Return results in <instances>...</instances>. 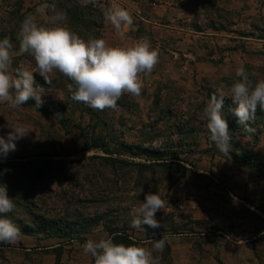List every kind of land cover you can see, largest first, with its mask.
<instances>
[{
  "label": "rangeland",
  "instance_id": "374dc122",
  "mask_svg": "<svg viewBox=\"0 0 264 264\" xmlns=\"http://www.w3.org/2000/svg\"><path fill=\"white\" fill-rule=\"evenodd\" d=\"M186 1L198 4L197 21L190 28L204 33L198 40L203 51L194 40L189 41L188 51L193 56L186 58L179 50L180 36L166 37L160 30H152V48L158 44L164 47L163 53L159 50L158 63L164 72L149 75L139 98L125 93L116 109L100 111L74 101L68 87H75L73 81L58 70L49 74L51 84H47L34 57L20 51L17 36L29 15H36L40 25L54 27L48 22L52 12L41 6L55 3L57 11L67 14L63 23L72 31L85 40H105L111 24L103 13L115 6L114 2L99 0L104 5L101 8L91 0H0V39L8 37L13 44V66L32 71L36 83L45 88L40 107L44 110L31 106V99L16 109L0 103V136L6 138L10 127L17 124L30 126L32 132L15 141V150L7 155L26 157L31 163L47 160L51 165L38 181L34 196L45 199L52 215L78 211L87 218L101 217L91 232L118 230L121 237L114 243L125 246L151 249L148 241L166 236L163 251H153L158 264H220L217 256L213 257L214 248L222 246L225 254L229 249L227 243L209 241L214 228L227 232L239 214L252 211L262 219L258 212L264 213L260 205H264V176L246 163L248 156L264 162V122L256 124L257 112L250 120L258 142L243 125L230 132L232 151L224 155L210 140L203 109L220 85L228 92V86L239 79L235 76L239 67L256 73L251 77L253 83L264 79V0ZM169 49L182 56L174 58ZM225 99L231 98L226 95ZM230 111L223 108L225 118L230 117ZM125 147L176 152L179 161L131 153ZM8 175L4 181L12 191L7 190V195L16 205L12 184L20 173L17 169ZM149 193L166 201L155 216L161 228L130 227L134 209ZM251 197L260 203L257 206L254 201L255 211L246 204L252 202ZM79 199L85 203L76 204ZM10 215L30 222L17 205L0 218ZM4 245L0 243V264H55L61 254L59 250L53 254L23 253ZM80 256L84 259V253ZM91 261L94 264L93 257Z\"/></svg>",
  "mask_w": 264,
  "mask_h": 264
},
{
  "label": "clouds",
  "instance_id": "9594fccd",
  "mask_svg": "<svg viewBox=\"0 0 264 264\" xmlns=\"http://www.w3.org/2000/svg\"><path fill=\"white\" fill-rule=\"evenodd\" d=\"M91 3L104 8L99 0H91ZM41 7L52 12L48 22L55 26L40 25L36 15H29L23 20L17 39L20 41V51L34 57L39 74L47 84H51L49 74L58 70L73 81L75 87L72 84L68 87L74 101L100 111L116 109L118 100L125 93L136 98L141 96L144 87L142 74H150L159 62V51L152 48L148 37L129 47L109 46L103 38L89 37L85 40L63 23L67 20V14L57 11L55 3H45ZM103 14L121 38L125 36V29L134 23L130 12L120 6L109 7ZM13 55L10 38L0 39V103L7 102L9 107L16 109L34 99L36 107H41L45 88L36 83L32 71L19 67L14 74L10 72ZM255 75L239 67L235 72L239 79L228 86V92L224 91L225 85H220L203 109L208 120L210 140L224 155L232 151L229 126L223 114L225 96L229 95L237 105L232 111L239 123L245 126V131H254L248 122L254 119L258 109L264 112V79L253 83L251 77ZM10 128L6 138L0 136V156L14 151V142L32 132L27 124ZM231 198L236 202V197ZM165 205L166 201L160 195L147 194L145 202L134 209L130 227L137 230L144 225L151 229L161 228L155 216ZM15 208L13 199L7 195V186L0 184V214L11 213ZM20 237L21 229L11 219L0 218V243L12 244ZM166 240L167 237L162 236L148 241L151 249L117 244L111 238L88 240L82 247L85 255L90 254L94 258V264H158L153 251L162 252Z\"/></svg>",
  "mask_w": 264,
  "mask_h": 264
},
{
  "label": "crops",
  "instance_id": "0c3cea01",
  "mask_svg": "<svg viewBox=\"0 0 264 264\" xmlns=\"http://www.w3.org/2000/svg\"><path fill=\"white\" fill-rule=\"evenodd\" d=\"M112 2L115 6H120L129 11L134 23L125 29L124 38L119 37L111 25L105 38L109 46L129 47L143 37H148L150 40L152 30H155V32L160 30L167 34L166 37L169 35L180 36L182 45L179 50L184 52L183 56L186 58L193 56L188 51L190 49L189 41L193 42L194 40L198 50L203 51L198 40L204 33L200 29L190 28L197 21V3L186 0H112ZM262 10L264 11V6ZM156 49L163 53L164 47L162 48V44H158ZM167 51H170V49ZM170 52L173 53L174 58L179 55L182 56L179 52ZM165 56L170 57L169 54H165ZM14 58L15 56L12 57L10 65V72L13 74L17 69L13 66ZM154 72L159 74L164 71L157 64L150 74H142L143 85L147 84L145 80ZM254 201L257 206L260 204L254 198H252V202L246 201V204L255 211ZM260 205L264 209V205ZM226 230L227 232L224 228H214L213 232L215 233L210 235L209 239L212 242L221 244L224 242L228 245L229 251L226 254L223 252L222 246L213 250V257L217 256L216 258L220 260V264H264V224L261 218H258L252 211H245L239 214L235 224ZM85 238L99 241L100 239H109L111 235L106 230H99L90 232ZM84 244V242L47 237L42 234L29 236L21 233L20 239L10 244V248L21 250L23 253L48 251L53 254L54 251L59 250L61 254L57 256L55 264H91L92 256L90 254H84V259L80 256L81 253H84L82 247ZM226 258L230 261H226Z\"/></svg>",
  "mask_w": 264,
  "mask_h": 264
},
{
  "label": "trees",
  "instance_id": "16d2710c",
  "mask_svg": "<svg viewBox=\"0 0 264 264\" xmlns=\"http://www.w3.org/2000/svg\"><path fill=\"white\" fill-rule=\"evenodd\" d=\"M29 104L31 106H36L34 99H31ZM236 107L237 105L234 104L231 99H225L224 109L227 111L231 110L230 117L225 118L229 126V132L239 129V126L242 125L239 123L238 117H236L232 111ZM38 109L44 110L40 107ZM256 115V124H261V122H264V112H261L258 109ZM248 125L255 131L254 124L250 123L249 121ZM254 131H248V133L253 136L255 142H258L259 137L255 135ZM233 141L234 138H231V143H233ZM239 148L243 149L241 146H239ZM125 149L131 153L147 155L156 159L162 156H169L172 157V160L179 161V154L176 152L168 151L167 153H159L149 149H140L134 147H125ZM232 155L234 158L237 157L236 153H233ZM260 162L261 161L259 158H253L252 156H248L246 158V163H248L252 169L258 168V170L261 171L262 175L264 176V162ZM17 169L20 173V176L18 181H16L15 184H12L13 189H15L16 192L14 199L16 205L26 212L30 222L25 223V221L19 220L17 217H15V215H10L6 218L11 219L13 223L21 229V233L24 235L32 236L35 234H42L47 237L86 243L88 239H86L85 236L88 235L95 227L99 226L101 217L87 218L78 211L75 213H64V215H52L49 212V209L46 207L47 202L45 199L43 197L34 196L37 194L36 191H38V181L42 180V177L48 170H51V165H47V160H34L31 163L26 157H18L15 155L0 156V184L6 185L7 190L12 191V187L7 185V181L4 180L6 177H9V172H15ZM59 169L61 168L59 167ZM79 187L81 188V186ZM84 203L85 200L83 199L76 201V204L78 205ZM107 231L111 235L113 242L116 241L117 238L119 239V237H121V233L118 230L116 231L113 229H107ZM129 241L131 240L129 239ZM4 246L10 248V244L8 243H6Z\"/></svg>",
  "mask_w": 264,
  "mask_h": 264
},
{
  "label": "built area",
  "instance_id": "2783aa9c",
  "mask_svg": "<svg viewBox=\"0 0 264 264\" xmlns=\"http://www.w3.org/2000/svg\"><path fill=\"white\" fill-rule=\"evenodd\" d=\"M258 214L262 217V219L264 220V213L263 212H258Z\"/></svg>",
  "mask_w": 264,
  "mask_h": 264
}]
</instances>
